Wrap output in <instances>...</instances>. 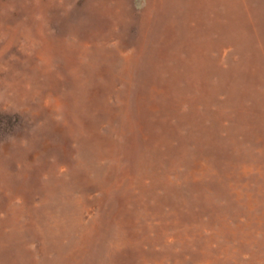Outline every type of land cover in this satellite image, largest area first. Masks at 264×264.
Masks as SVG:
<instances>
[{
  "label": "rangeland",
  "instance_id": "374dc122",
  "mask_svg": "<svg viewBox=\"0 0 264 264\" xmlns=\"http://www.w3.org/2000/svg\"><path fill=\"white\" fill-rule=\"evenodd\" d=\"M0 264H264V0H0Z\"/></svg>",
  "mask_w": 264,
  "mask_h": 264
}]
</instances>
